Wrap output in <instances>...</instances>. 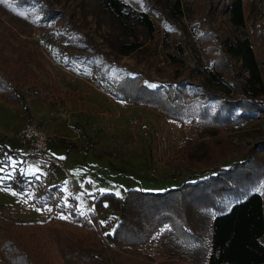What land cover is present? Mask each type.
<instances>
[{"label": "rangeland", "instance_id": "rangeland-1", "mask_svg": "<svg viewBox=\"0 0 264 264\" xmlns=\"http://www.w3.org/2000/svg\"><path fill=\"white\" fill-rule=\"evenodd\" d=\"M43 1L67 14L42 25L37 4L17 8L13 0H0V76L27 77L17 87L23 105L6 104L0 98V215L21 225L43 224L51 217L70 219L71 214L87 218L92 212L94 221L79 232L82 248L101 249L108 264H142L144 260L127 253L129 247L109 242L105 234L117 224L118 215L106 204V212L97 214L94 201L103 194L122 200L127 190L161 193L182 182L204 179L220 167L226 158L223 153L231 156L223 167L239 162L248 152L259 154L264 112L256 111L251 120L227 129L205 127L214 150V157H209L200 120L179 123L114 100L97 84L99 73L115 81L137 75L150 89L180 90V83L172 79L177 73L209 67L210 57L195 29L214 36L218 47L224 38L249 35L263 70L264 43L248 27L229 25L224 0H119L126 7L125 15L104 9L100 0ZM142 14L154 27L151 35L136 24ZM74 35L85 43L65 40ZM134 39L141 46L120 55V46ZM101 56L114 64L107 66ZM170 56L179 60L177 66L170 63ZM225 67L241 81L239 65ZM189 79L209 94L227 100L238 96L222 83L190 75ZM196 97L198 103L201 96ZM261 103L264 110V97ZM30 124L44 133L46 152L60 166L46 168L25 156L17 134ZM167 227H159L137 248L151 263L167 260L153 248ZM38 252L43 260L53 257L52 264H60L53 244Z\"/></svg>", "mask_w": 264, "mask_h": 264}, {"label": "trees", "instance_id": "trees-1", "mask_svg": "<svg viewBox=\"0 0 264 264\" xmlns=\"http://www.w3.org/2000/svg\"><path fill=\"white\" fill-rule=\"evenodd\" d=\"M225 1L223 12L229 25L233 29L248 27L251 35L264 43V0ZM100 2L108 11L126 14L125 5L119 0ZM33 3L38 5V21L42 25L67 14L54 10L43 0H13L17 8ZM136 24L147 35L154 31L151 21L143 14L136 17ZM195 32L200 46L210 57L209 67L177 73L172 79L173 83H180V90L167 86L150 89L137 75L115 81L99 73L97 84L114 100L147 108L179 123L191 118L200 120L203 142L207 145L209 157H214L213 144L205 127L214 125L227 129L251 120L256 111L264 112L261 105L264 70L249 35L232 40L224 38L218 47L214 36L203 30L195 29ZM65 40L85 43L75 35ZM140 46L141 43L134 39L121 45L119 54L127 56ZM177 51L181 53L178 47ZM215 51L219 53L215 54ZM219 55H223L222 58ZM169 58L170 63L177 66L179 60L173 56ZM103 59L107 66L114 64L112 60ZM226 64L231 68L234 64L239 65L241 81L226 73ZM14 75L18 76L17 73ZM189 75L222 83L235 90L238 96L227 100L209 94L203 87L191 84ZM23 77L8 79L0 76V98L4 103L24 104L17 91L27 79ZM196 96H201L198 103ZM258 148L259 154L248 152V156L244 154L242 160L227 167L223 165L231 156L223 153L226 158L219 168L212 170L214 174L195 182H182L161 193L127 190L122 200L111 194L99 196L93 203L94 211L102 215L106 212L103 207L106 204L118 215L117 224L110 232L106 231L109 242L126 245L129 247L127 253L144 260L142 264H156L141 256L137 248L146 244L153 233L166 224L167 229L158 234L153 248L168 257L165 262L157 264H264V144L259 143ZM86 217L89 219L71 214L70 219L51 217L43 224L14 225L0 215V264H52L53 257L43 260L38 254V250L47 249V243L59 250L56 257L60 264H108L101 249L89 251L82 248L83 239L79 232L90 226L95 218L92 212ZM35 247L38 248L36 253L33 252Z\"/></svg>", "mask_w": 264, "mask_h": 264}, {"label": "built area", "instance_id": "built-area-1", "mask_svg": "<svg viewBox=\"0 0 264 264\" xmlns=\"http://www.w3.org/2000/svg\"><path fill=\"white\" fill-rule=\"evenodd\" d=\"M21 145L26 149L25 156L38 165L46 168L60 166V162L48 156L46 152V137L35 125L23 127L17 134Z\"/></svg>", "mask_w": 264, "mask_h": 264}, {"label": "snow or ice", "instance_id": "snow-or-ice-1", "mask_svg": "<svg viewBox=\"0 0 264 264\" xmlns=\"http://www.w3.org/2000/svg\"><path fill=\"white\" fill-rule=\"evenodd\" d=\"M153 87H155V85H153Z\"/></svg>", "mask_w": 264, "mask_h": 264}]
</instances>
